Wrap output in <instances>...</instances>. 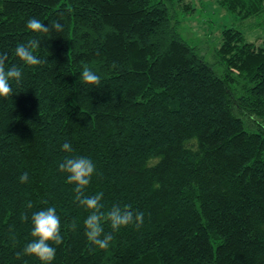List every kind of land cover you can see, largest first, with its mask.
Instances as JSON below:
<instances>
[{
    "label": "trees",
    "instance_id": "16d2710c",
    "mask_svg": "<svg viewBox=\"0 0 264 264\" xmlns=\"http://www.w3.org/2000/svg\"><path fill=\"white\" fill-rule=\"evenodd\" d=\"M187 1L0 0L6 64L33 38L45 57L0 97V264H40L21 251L22 216L49 204L64 237L52 264H264V35L224 28L210 63L179 33ZM215 2L264 30V0ZM32 16L63 28L33 33ZM84 65L98 85L80 79ZM65 139L96 164L86 194L144 213L107 249L87 241V211L57 170Z\"/></svg>",
    "mask_w": 264,
    "mask_h": 264
},
{
    "label": "clouds",
    "instance_id": "9594fccd",
    "mask_svg": "<svg viewBox=\"0 0 264 264\" xmlns=\"http://www.w3.org/2000/svg\"><path fill=\"white\" fill-rule=\"evenodd\" d=\"M26 27L33 33H47L51 30L59 31L63 25L55 21L52 28L39 18L32 16L26 20ZM39 41L35 38L26 42H18L14 48V55L20 63L6 64L3 56H0V97L11 95L14 92L13 83L20 85L24 80V66H36L44 62L45 57L37 53ZM80 79L89 85H98L101 75L88 65L82 66L79 72ZM64 153L57 164V170L64 173V179L72 185L74 192L73 199L78 202L86 211L83 218V231L88 242L98 249H107L113 240V233L123 227L133 226L139 228L144 223V213L136 210L128 204L114 203L105 209L102 197L103 193L96 191L93 194H86L87 186L96 171L94 160L88 155L75 154L73 144L65 139L60 145ZM29 179L27 171L19 175L20 182ZM27 208L32 207L28 201ZM22 219L30 222V239H28L22 253L36 257L40 264H52L55 259L57 247L63 240L61 216L54 204L41 207L32 211L30 217L22 216ZM105 221L111 231L105 230ZM75 228V222L71 225ZM21 255V252H17Z\"/></svg>",
    "mask_w": 264,
    "mask_h": 264
},
{
    "label": "rangeland",
    "instance_id": "374dc122",
    "mask_svg": "<svg viewBox=\"0 0 264 264\" xmlns=\"http://www.w3.org/2000/svg\"><path fill=\"white\" fill-rule=\"evenodd\" d=\"M183 4H187L191 9L184 10ZM176 8L177 17L180 19L181 37L210 63L216 61L215 51L224 28L234 27L245 35L247 41L258 45L262 43L260 37H263L264 30L260 31L256 25L253 27L251 20H239L226 13L215 0H188L176 4ZM244 119L248 128H252L258 121L253 116Z\"/></svg>",
    "mask_w": 264,
    "mask_h": 264
}]
</instances>
